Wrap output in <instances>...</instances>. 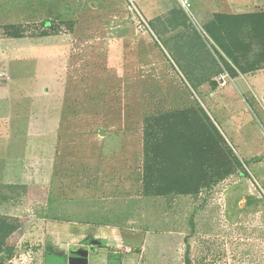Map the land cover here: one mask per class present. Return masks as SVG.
Here are the masks:
<instances>
[{"label": "rangeland", "instance_id": "rangeland-1", "mask_svg": "<svg viewBox=\"0 0 264 264\" xmlns=\"http://www.w3.org/2000/svg\"><path fill=\"white\" fill-rule=\"evenodd\" d=\"M259 1L232 15L264 13ZM190 3L0 0V215L19 227L10 264H264V153L251 159L264 149V99H242L238 145L199 87L237 68L201 25L214 14L206 0ZM228 22L218 39L264 64V19ZM199 107L244 169L227 151L232 170L211 186L145 195L147 121Z\"/></svg>", "mask_w": 264, "mask_h": 264}, {"label": "trees", "instance_id": "trees-1", "mask_svg": "<svg viewBox=\"0 0 264 264\" xmlns=\"http://www.w3.org/2000/svg\"><path fill=\"white\" fill-rule=\"evenodd\" d=\"M207 16L213 18L206 23L202 22L199 17L203 29L226 52L239 71L248 73L264 68L263 63L250 61L248 53L251 52L242 51L243 56L239 57L236 53L231 52L216 35L217 30L227 27L228 21L241 19L244 21L242 26L247 27L248 20L264 19V13L239 15L214 13ZM216 19H220L221 24H216ZM15 36L20 37V33ZM260 38L264 40V33L260 35ZM189 113L196 114V117L194 119L187 118ZM176 115L175 122L171 120L173 116L164 121L163 118H157L156 126L150 120L147 121L144 145L145 195L188 194L199 191L203 186H211L217 179L225 178L231 172L229 170H232L231 167L227 169V163H224L228 159L227 151L235 159L237 166L244 169L242 162L231 150L226 138L205 108L199 107L189 112L183 110L177 112ZM167 154L169 155L167 156ZM221 155L224 156L223 159H221ZM184 160H190L191 163L186 165ZM245 174L247 175V172ZM18 229V225L0 215V264H10V259H5L4 254L9 240Z\"/></svg>", "mask_w": 264, "mask_h": 264}, {"label": "crops", "instance_id": "crops-1", "mask_svg": "<svg viewBox=\"0 0 264 264\" xmlns=\"http://www.w3.org/2000/svg\"><path fill=\"white\" fill-rule=\"evenodd\" d=\"M255 1L260 2L259 0ZM206 2L208 3V13L232 15L242 13V7H245V4L242 5V0H239L237 3L234 0H206ZM189 3L190 0H187L184 6L189 8ZM236 70L237 72L233 75L226 71L228 78L225 79V82H218L214 78L208 81L206 86L204 84L199 87L202 88L204 86L202 90L206 91V98L210 100V103L215 109L218 111L220 109L225 125L232 130V133L234 132L238 138V145L242 146L248 143L245 142L248 138L246 135V120L248 119V115H243L244 112H247L244 104V101L246 103L247 101H243L242 99H245V94L264 99V68L248 73H242L238 68ZM240 102L244 106H240ZM261 153H264V149L255 148L252 151L251 159Z\"/></svg>", "mask_w": 264, "mask_h": 264}, {"label": "built area", "instance_id": "built-area-1", "mask_svg": "<svg viewBox=\"0 0 264 264\" xmlns=\"http://www.w3.org/2000/svg\"><path fill=\"white\" fill-rule=\"evenodd\" d=\"M183 1H184V4H185L187 0H183ZM226 77L224 75H221L220 76V81L225 82Z\"/></svg>", "mask_w": 264, "mask_h": 264}]
</instances>
